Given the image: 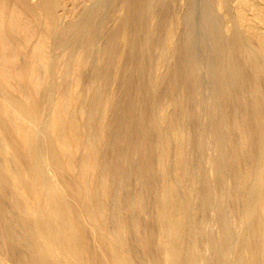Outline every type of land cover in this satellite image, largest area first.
<instances>
[{"label":"rangeland","instance_id":"1","mask_svg":"<svg viewBox=\"0 0 264 264\" xmlns=\"http://www.w3.org/2000/svg\"><path fill=\"white\" fill-rule=\"evenodd\" d=\"M261 33L264 0H0V264H264Z\"/></svg>","mask_w":264,"mask_h":264},{"label":"bare ground","instance_id":"2","mask_svg":"<svg viewBox=\"0 0 264 264\" xmlns=\"http://www.w3.org/2000/svg\"><path fill=\"white\" fill-rule=\"evenodd\" d=\"M39 1V0H38ZM42 2V1H41ZM37 4V3H36ZM38 6V5H37ZM36 6V7H37ZM39 10V9H38ZM41 12H42V10H41ZM46 12V11H45ZM35 14V13H34ZM41 14V13H40ZM43 15V14H42ZM48 16V15H47ZM36 17H39V16H36ZM41 19V18H40ZM43 20V19H42ZM127 21V20H126ZM122 23V22H121ZM89 24H91V23H89ZM123 24V23H122ZM87 27V26H86ZM88 28V27H87ZM122 28H124V27H122ZM86 29V28H85ZM83 31H85V30H83ZM123 31V30H122ZM259 32V31H258ZM121 33V32H120ZM119 33V34H120ZM262 34V33H261ZM264 34V33H263ZM262 34V35H263ZM127 35V34H126ZM110 37V36H109ZM123 37H125L124 36V31H123ZM264 37V36H263ZM83 38V37H82ZM260 38H262L261 37V35H260ZM85 39V38H84ZM109 39V38H108ZM124 41V40H123ZM32 46V45H31ZM79 46V45H78ZM83 51V50H82ZM82 51H80V52H82ZM5 53V52H4ZM49 58V57H48ZM3 59H4V57H3ZM81 59V58H80ZM67 63V62H66ZM42 64V63H41ZM80 64V63H79ZM14 65V64H13ZM2 66V65H1ZM65 66V65H64ZM68 66H69V64H68ZM67 68H69V67H67ZM39 78V77H38ZM40 79V78H39ZM38 81H40V80H38ZM64 89V88H63ZM68 90V89H67ZM63 91V90H62ZM61 91V94H62V99H66V98H68V96H67V91H66V89L64 90L65 92H62ZM69 91V90H68ZM67 93V94H66ZM70 93V92H69ZM60 94V95H61ZM77 94H78V92H77ZM4 95V94H3ZM73 95V94H72ZM69 96H70V94H69ZM75 96V95H74ZM1 97H3L2 96V94H1ZM71 97H73V96H71ZM4 98V97H3ZM6 98V97H5ZM60 98H61V96H60ZM77 98V97H76ZM0 99H2V98H0ZM8 99V98H7ZM61 99V100H62ZM73 99V98H72ZM71 99V100H72ZM74 99H75V97H74ZM176 99V98H175ZM60 100V101H61ZM69 100V99H68ZM178 100V98L175 100V102ZM9 101V100H8ZM7 101V102H8ZM11 101V100H10ZM9 101V102H10ZM4 102V101H3ZM8 102V103H9ZM62 102V101H61ZM60 102V103H61ZM65 102V101H64ZM64 102H62V103H64ZM71 102V101H70ZM6 103V102H5ZM67 103V102H66ZM66 103H64V104H62V105H65L63 108L64 109H62L63 111H65L64 113H66V111L68 110L67 109V106H68V103H67V105H66ZM10 105H13L12 103L10 104ZM17 105V104H16ZM61 105V106H62ZM7 106V105H6ZM14 106V105H13ZM9 107V106H8ZM15 107V106H14ZM57 107V106H56ZM76 107V106H75ZM10 108V107H9ZM69 108V107H68ZM12 109V108H11ZM104 110H105V108H104ZM11 111V110H10ZM9 111V112H10ZM18 110H14V114L16 113V115L18 114ZM70 112V111H69ZM76 112V111H75ZM12 112H10V114H11ZM23 113V112H22ZM57 113V112H56ZM71 113V112H70ZM69 113V114H70ZM77 113V112H76ZM76 113H74V114H76ZM20 114V113H19ZM66 114H68V113H66ZM65 114V115H66ZM68 114V115H69ZM73 114V113H72ZM163 115H165V114H163ZM75 116V115H74ZM168 116V115H167ZM70 117H72V116H70ZM21 118V117H20ZM90 118V117H89ZM19 119V117L16 119V120H18ZM101 119V118H100ZM168 119V118H167ZM170 119V118H169ZM21 120V119H20ZM70 120V119H69ZM97 120V119H96ZM174 120V119H173ZM172 120V121H173ZM169 121V120H168ZM22 122V121H21ZM72 122H73V120H72ZM77 122V121H76ZM90 122H91V120H90ZM98 122V121H97ZM103 122V121H102ZM173 122H175V121H173ZM172 122V124H171V121H169V124H171L172 125V127L174 128L175 126L174 125H176L177 124V122H175L176 124H174ZM16 123H19V122H16ZM95 123V122H94ZM99 123H101L100 121H99ZM21 124V123H20ZM29 124V123H28ZM168 124V125H169ZM88 125V124H87ZM101 125H103L102 123H101ZM170 125V126H171ZM21 126L22 127H24L22 124H21ZM19 124L17 125V128L19 129V133H21L22 135H23V137H24V139H25V142H26V144L28 145L27 147H30V149H27V150H31V145H33V142L34 141H32V136H30V133H29V131H27V130H25L24 128H22ZM71 126V125H70ZM75 126H76V124H75ZM89 126V125H88ZM178 126V125H177ZM26 127V126H25ZM59 127H60V125H59ZM165 127V126H164ZM97 129H98V127H96ZM172 128V129H173ZM76 129H77V127L75 128V130L74 131H76ZM91 129V128H90ZM89 129V130H90ZM100 129H101V127H100ZM176 129V128H175ZM174 129V130H175ZM78 130V129H77ZM88 130V131H89ZM74 131H73V133H74ZM176 131V130H175ZM59 132V135H57V134H55V135H57V137L59 136V140L62 142V144L65 146L66 145V143L68 142L69 143V141H67L66 142V139H65V137H64V135H63V131H58ZM57 132V133H58ZM78 132V131H77ZM76 132V133H77ZM98 132H99V130H98ZM97 132V133H98ZM174 132V131H173ZM247 132V131H246ZM20 134V135H21ZM66 134V133H65ZM172 135H173V133H171ZM182 134H183V132H182ZM181 134V135H182ZM175 135H177V132H176V134ZM175 135H173L174 137H175V139H176V136ZM179 135V134H178ZM91 136V135H90ZM35 137V136H34ZM56 137V138H57ZM76 137V136H75ZM74 137V138H75ZM77 137H78V135H77ZM76 137V138H77ZM178 137V136H177ZM180 137V136H179ZM54 138H55V136H54ZM67 139H68V137H66ZM88 138H89V140H90V137L88 136ZM36 138H34V140H35ZM79 139V138H78ZM69 140V139H68ZM151 140H152V138H151ZM177 140V139H176ZM178 140H179V138H178ZM242 140V139H241ZM77 140H75V142H76ZM181 141V140H180ZM58 142V141H57ZM82 142V141H81ZM91 142V141H90ZM87 143H89V142H87ZM93 143V142H92ZM176 144H177V141L175 142ZM181 143V142H180ZM60 144V143H59ZM85 144H86V142H85ZM35 145V144H34ZM61 145V144H60ZM88 145V144H87ZM87 145L85 146V147H87ZM1 146V145H0ZM68 146V145H67ZM67 146H66V149H68L67 148ZM90 146V145H89ZM93 146V145H92ZM180 146V145H179ZM179 146H177V147H179ZM33 147V146H32ZM59 147H62L63 148V146H59ZM70 147V146H69ZM61 148V149H62ZM88 148H90V147H88ZM87 148V149H88ZM66 149H64V151L66 150ZM84 150V149H83ZM70 151V150H69ZM30 152V151H29ZM66 152H67V150H66ZM65 152V153H66ZM92 152V151H91ZM176 152H177V150H176ZM180 152V151H179ZM178 152V153H179ZM84 153H86V152H84ZM84 153H83V155H84ZM90 152H87V154H89ZM177 153V154H178ZM180 154H182V153H180ZM66 155V154H65ZM92 155V154H91ZM90 155V156H91ZM95 154H93V156H94ZM69 156V155H68ZM86 156V155H85ZM89 156V157H90ZM179 156H181V155H179ZM97 157V156H96ZM70 158V157H69ZM87 158V157H86ZM97 158H99V156L97 157ZM235 158V157H234ZM239 158V157H238ZM237 158V159H238ZM91 159H92V157H91ZM94 159H95V157H94ZM110 159V158H109ZM81 160V159H80ZM85 160V159H84ZM30 161V160H29ZM89 161V160H88ZM91 161H94V160H91ZM239 161L241 162V160L239 159ZM238 161V162H239ZM32 162V161H31ZM30 162V163H31ZM80 162V161H79ZM86 162V161H85ZM97 162V161H96ZM81 163V162H80ZM82 163H83V159H82ZM98 163V162H97ZM243 164V163H242ZM89 165V164H88ZM80 166V165H79ZM91 166V165H90ZM240 166V165H239ZM243 167V166H242ZM82 168L84 169V170H86L87 171V169H89L88 168V166H87V164H83V166H82ZM167 169V168H166ZM241 169V168H240ZM244 169H245V167H244ZM80 170V169H79ZM82 170V169H81ZM93 170H94V168H93ZM13 171V170H12ZM89 171V170H88ZM246 171H247V169H246ZM194 172V171H193ZM237 172V171H236ZM235 172V182H234V185H233V189L232 190H234V196L236 197V199H239V197H241V192H242V185L245 183H243V175L241 174V172H237L236 173ZM81 173H83V172H81ZM89 173V172H88ZM85 174V173H84ZM94 173H92V175H93ZM197 174V173H196ZM176 175V174H175ZM81 176H83L82 174H81ZM85 176H87V175H84V177ZM224 176V175H223ZM172 177V176H171ZM195 177V176H194ZM193 177V178H194ZM86 178V177H85ZM87 178H89V177H87ZM123 178V177H122ZM84 179V178H83ZM90 179H92V178H89L88 180H90ZM87 180V179H86ZM120 180V179H119ZM90 182V181H89ZM88 182V183H89ZM233 182V181H232ZM85 183V182H84ZM104 183V182H103ZM178 184V183H177ZM88 185V184H87ZM101 185H103V184H101ZM105 186V185H104ZM244 186V185H243ZM84 187H85V185H84ZM167 188L165 189V191H164V193H163V195H162V199H161V202H160V217H159V221H161V223H162V219H167L168 221V224H169V226H170V230H171V232H172V234H173V242H172V248H171V254L172 255H175V253H177L178 252V243H179V245H180V243L182 242L183 243V240H184V238H185V233H186V228H185V225H186V213H185V210H184V202H183V199L182 198H180L179 196H177V194H175V193H177V191L176 192H174V190L172 189V187L171 188H168L169 186H166ZM86 188V187H85ZM104 189V188H103ZM121 189V188H120ZM153 189V188H152ZM193 189V188H192ZM176 190V189H175ZM87 192V191H86ZM191 192V191H190ZM192 192H193V190H192ZM61 193V192H60ZM193 193H195V192H193ZM193 193H191V195L193 194ZM233 193V192H232ZM63 194V193H62ZM62 197H63V195H62ZM131 197V196H130ZM64 198V197H63ZM67 199V198H66ZM189 199V198H188ZM198 199V198H197ZM235 199V200H236ZM63 201H65V200H63ZM69 201V200H68ZM89 201V200H88ZM130 201V200H129ZM236 201H238V200H236ZM187 203H188V200H187ZM200 203H201V201H200ZM67 204H68V202H67ZM130 205V204H129ZM64 206V205H63ZM67 206V205H66ZM67 209V208H66ZM190 209V208H189ZM239 210V209H238ZM187 211V210H186ZM70 212H71V210H70ZM76 212H77V210H76ZM129 212V211H128ZM133 213V212H132ZM188 213V212H187ZM55 215H56V213H55ZM196 221L198 220V219H195ZM117 221V220H116ZM189 221V220H188ZM77 222V221H76ZM192 222H194V221H192ZM143 223V222H142ZM201 223H202V220H201ZM117 225L119 224L118 223V221H117V223H116ZM193 224V223H192ZM195 224H198V221H197V223H195ZM201 225V224H200ZM146 226V225H145ZM189 226V225H188ZM194 226H196V225H193V228H194ZM196 228V227H195ZM195 228H194V230H195ZM21 229V228H20ZM117 229V228H116ZM144 229V228H143ZM201 230V229H200ZM116 231V234L117 235H119V230H115ZM196 231L198 232V230L196 229ZM201 232V231H200ZM98 234V233H97ZM196 234V233H195ZM104 236V235H103ZM120 236V235H119ZM119 236H117V237H119ZM199 237V236H198ZM202 237V236H201ZM24 239H26V238H24ZM25 242L27 243V241L25 240ZM79 242V241H78ZM146 244V243H145ZM199 244V243H198ZM197 244V245H198ZM76 245H77V242H76ZM75 245V246H76ZM80 245V244H79ZM80 246H83V245H80ZM79 246V247H80ZM32 249V248H31ZM78 249V248H77ZM78 252V251H77ZM78 254V253H77ZM80 254H82V253H80ZM80 254H79V256H80ZM104 255H106V254H104ZM32 256V255H31ZM81 256H83V255H81ZM89 257V256H88ZM90 257H91V255H90ZM97 257V256H96ZM105 257V256H104ZM23 258V257H22ZM34 258V257H33ZM32 259V258H31ZM88 259V258H87ZM89 260V259H88ZM102 260V259H101ZM100 260V261H101ZM84 261H85V259H84ZM87 261V260H86ZM259 261V260H258ZM91 262V261H90ZM110 262H112V260H110ZM25 263V262H24ZM113 263V262H112ZM32 264V263H31ZM37 264V263H36ZM93 264V263H92ZM96 264V263H95ZM129 264V263H128Z\"/></svg>","mask_w":264,"mask_h":264}]
</instances>
